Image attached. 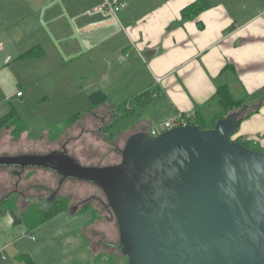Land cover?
I'll list each match as a JSON object with an SVG mask.
<instances>
[{"label": "crops", "instance_id": "crops-1", "mask_svg": "<svg viewBox=\"0 0 264 264\" xmlns=\"http://www.w3.org/2000/svg\"><path fill=\"white\" fill-rule=\"evenodd\" d=\"M106 1L123 7L99 10ZM196 1L0 0V119L13 107L24 126L17 140L12 129L0 132V157L65 150L84 158V140L94 143L96 121L97 127L109 123L121 104L147 91L152 93L148 121L131 124L129 135L149 133L180 114L210 122L220 110L215 92L221 85L250 107L235 138L264 150V0H207L209 6L196 17L183 19L182 10ZM35 47L41 49L19 57ZM96 92L106 98L92 107L89 96ZM67 94H86L87 115L75 123L69 119L72 125L58 139L36 147L21 110L37 104L48 111ZM111 94L119 100L110 101ZM41 118L35 114L33 124ZM83 123L86 130H80ZM61 143L66 149L60 150ZM79 209L42 224L34 230L37 238L15 213V219L9 211L0 214V264H95L100 250L93 229L100 226L74 220ZM81 228L78 238L74 232Z\"/></svg>", "mask_w": 264, "mask_h": 264}, {"label": "water", "instance_id": "water-1", "mask_svg": "<svg viewBox=\"0 0 264 264\" xmlns=\"http://www.w3.org/2000/svg\"><path fill=\"white\" fill-rule=\"evenodd\" d=\"M249 109L209 129L131 134L116 165L83 166L63 150L45 167L103 192L126 264H264V152L232 140ZM32 159L0 157V166Z\"/></svg>", "mask_w": 264, "mask_h": 264}, {"label": "rangeland", "instance_id": "rangeland-1", "mask_svg": "<svg viewBox=\"0 0 264 264\" xmlns=\"http://www.w3.org/2000/svg\"><path fill=\"white\" fill-rule=\"evenodd\" d=\"M82 88L85 90L84 93H86L87 91L90 92V89L87 88V86H83ZM22 91L25 92V97H26L28 92L25 91V89H23ZM70 92H72L71 89H69V93ZM109 100L115 102V101L119 100V96L111 94L109 96ZM30 102H31V99H30ZM150 103H148L149 105L146 104L147 106L144 105L145 106V107L143 106L144 109H142V110L140 109L141 111L139 110L138 113L135 114L134 116H131L129 118H125V119H122V120L116 122L115 127L111 130V132L113 134V137L117 139L116 144L120 148V150L123 148L127 138L130 136L129 134H127V131H125L127 129V127H129L133 123H136L137 121H141V122L148 121L145 116H146V114H149L148 110L151 108ZM87 109H88V103H87V99H86V94H77V95L67 94L66 100L61 99L59 105L53 106L52 109L50 108V110H48V111L40 109V107H37V104H33V105H28L24 109H22L21 114H22V117L26 121L29 120V122L27 124L29 126H27V127H28V130H30V133L33 135V137H31V139L35 140V146L38 148H41L44 146L45 142L54 141V140L58 139L60 137V135H62V133L65 131V129L69 128V126L72 125V123L69 122L70 118H72L73 116L78 114L80 119H82L83 115H85L87 113L86 112ZM35 114L42 117L41 119H39V121H40V122H38L39 124H36V125L33 124V123H35V120L33 119ZM1 115L2 114L0 111V116ZM113 120H111L109 123H107L105 125L100 124L98 127H97L98 121H96L95 126L93 128L94 131L92 132L94 143L90 144V142H88L85 139L84 140V146L86 148L83 149V152L81 153V155H83L84 158L77 156L78 157L77 159H79V161H81L83 163V164L80 163L81 165L104 167V166L116 165L120 162L121 156H120L119 152L114 151L115 147L110 144L111 141L110 142L109 141L104 142L102 140V138H100V136H103V137L108 136L109 132H106V131H108L107 126H108V124L113 122ZM73 123H75V122H73ZM151 123L152 122L150 121L149 124L152 125ZM153 125H155V124H153ZM87 127H88V125L83 123L80 130H86ZM156 128H158V127H156ZM77 129L79 130V127H77ZM145 129H147L149 131L152 128H151V126L147 125V126H145ZM25 130H26V127H25ZM1 131H6V130L4 128V129L0 130V132ZM11 136H12V134H11ZM41 137L44 138L43 141H40ZM75 154H77V153H75ZM87 183L83 182L81 184L80 183L74 184L75 189H79L78 186L80 184V186L82 187V190H83V195L78 192V195H77L78 197H76L77 200L80 201V200H82V198L88 197V195H95V196L99 197L100 201H104L105 198H104L103 192L101 190H99L97 188V186H95L94 184H91V183L87 184ZM64 187H68L67 188L68 190L73 189L75 191V189L70 185V183H67ZM80 196H81V198H80ZM100 201L99 202L96 201L92 205L97 209L96 213L99 214V218L97 219L96 224L99 225L100 227L98 229L96 228L97 230H94L95 227L93 229V231H95V233L99 234V237L96 236V238H98V239H96V241L98 242L97 246H99V250L101 253L110 254V256H113L114 259L112 261L114 262V264H126L127 259L121 256L120 251L117 248V246L112 248V246L116 245L119 241V234H118V229H117L115 217L112 213H110V211H108L105 208L106 202H100ZM97 202H98V204H97ZM71 203L73 204V202H71ZM81 205H83V202L80 203L79 207ZM73 208H75V207H73ZM72 209H69L68 213L70 212V210L72 211ZM3 214H5V213H3ZM66 215L70 216L69 214H66ZM72 218L74 220L75 219L82 220L84 218V221L86 223H90L94 219V211L92 210V207L91 208L88 207L84 211H81V209H79V211L75 215L74 214L72 215ZM52 223H54V222H52ZM40 227H38V228H40ZM38 228H35L31 231H28V233L35 235L37 238V234L35 233L34 230H36ZM46 231H47V229H42V232H46ZM74 233L78 236V238H80V236L83 235V233H84V229L81 228L79 232L76 233V231H75ZM47 235H48V232L43 234L44 238L49 239ZM54 239L57 242V238H54ZM101 239L104 242L102 244L99 241ZM104 244H106V245L110 244L111 246L109 247V246H106ZM52 248L57 249L58 246L52 247ZM113 262H112V264H113ZM102 264H107V262L103 261Z\"/></svg>", "mask_w": 264, "mask_h": 264}, {"label": "trees", "instance_id": "trees-1", "mask_svg": "<svg viewBox=\"0 0 264 264\" xmlns=\"http://www.w3.org/2000/svg\"><path fill=\"white\" fill-rule=\"evenodd\" d=\"M208 6H209V3L207 0H197L196 2H194L193 4H190L189 6L185 7L182 10L181 17L183 19L196 17L199 14V12H201L203 9L207 8ZM36 49L40 50L41 47H35V49H32L29 52H26L25 54H23L19 57L20 58H28V57L33 55L32 52ZM151 96H152V93L150 91H147L143 94L135 96L131 100L124 102L123 104H121L119 106V108L117 109V114H116V116H114L113 122H111V124H108V126H107L108 131H106V132H109L108 136H105L107 141L110 142L114 139L111 130L115 127L116 122L136 114L144 105H146L147 103L150 102ZM105 98L106 97L104 96L103 93L96 92V93H93L89 96V101H90L92 107H97L103 103ZM215 98H216L217 105H218L220 110H219V113L215 116V118L212 121L208 122V121L204 120L203 118H201L195 114L193 119L187 120V124L188 125H196L201 130L202 129H209V128L213 127L214 123L217 120L223 118L228 113L239 110L244 105V100H238L232 96L227 85H221L217 88V90L215 92ZM250 114H251L250 111L244 112L243 115L239 118V123L244 118L248 117ZM78 116H79L78 114L73 116L72 118H70V121L75 122L76 119L78 118ZM7 126L10 129H12L11 134L13 136H17V137L20 136V134L24 130L23 123L21 122L16 110L13 107H11L10 111L4 117H2L0 119V130L4 129ZM232 140L234 142H241L246 148L257 151L256 149H254L252 147L250 140H244L240 137L235 138V134L232 137ZM260 152H264V150H262ZM80 207H81V211L86 210L88 207H90V208L92 207V210L94 211V219L91 221V223H94L95 221H97V219L99 218V215L96 213L97 209L94 206H92L88 203H84ZM69 209H70V204L68 201L59 200V202H52V204L46 209H42V210L31 209V210L27 211V213L25 215H23V217L21 219L18 217V220L26 226L27 231H31L35 228L40 227L42 224L46 223L47 221H49V220H51V219H53V218H55V217H57L63 213L64 214L68 213ZM7 211L13 212V209L8 208L3 212H7ZM108 211H110V210H108ZM110 213H111V211H110ZM100 243L102 244L103 242L100 241ZM94 244H96V243H94ZM104 245H106V244H104ZM106 246L110 247L111 245L107 244ZM98 248H99V246H98ZM119 251H120V249H119ZM120 254H121V252H120ZM121 256H122V254H121ZM111 257L112 256H110V254H105V253L100 252V254H97L93 257V262L95 264H102L103 263L102 261L104 259H106L105 261L107 262V264H112L113 259ZM122 257H124V256H122ZM113 264H114V262H113Z\"/></svg>", "mask_w": 264, "mask_h": 264}, {"label": "flooded vegetation", "instance_id": "flooded-vegetation-1", "mask_svg": "<svg viewBox=\"0 0 264 264\" xmlns=\"http://www.w3.org/2000/svg\"><path fill=\"white\" fill-rule=\"evenodd\" d=\"M6 129L10 130L8 126ZM18 137L12 135L13 139H17ZM100 138H102L104 142H108L106 137L100 136ZM116 140L117 139L114 138L110 144L115 147L114 151L119 152L120 154V148L117 146ZM40 141H43L42 138H40ZM64 148L66 149L65 143H61L60 150H63ZM51 152L34 151L30 153H21L19 156L28 155L32 156L33 159L23 160L13 166H0L1 214L5 213L3 211L6 209L12 208L13 212H16L15 214L21 219L23 215L27 213V211L31 209H46L52 204V202H59V200L68 201L70 204V209L73 207L77 208L81 202H83V204L85 202L93 205L94 202L100 201L99 197L95 195H88V197L82 198L80 201L77 200L76 197H78V192L83 195V190L80 184L84 181H77L74 179L61 180L60 175L53 172L48 167H45V165L49 164V159L45 157ZM67 153L70 155L69 152ZM70 156L74 157L73 155ZM29 164H37L40 166L34 167L29 166ZM67 183H70L74 189V184L80 183L78 186L79 189H75V191L73 189L68 190V187H64ZM87 184H89V182ZM71 202L74 203L72 204ZM100 202H107V200L105 198L104 201ZM105 208L111 211L107 203L105 204Z\"/></svg>", "mask_w": 264, "mask_h": 264}, {"label": "built area", "instance_id": "built-area-1", "mask_svg": "<svg viewBox=\"0 0 264 264\" xmlns=\"http://www.w3.org/2000/svg\"><path fill=\"white\" fill-rule=\"evenodd\" d=\"M123 7V5H119L116 3H110V2H105L103 6L99 7V10H109L112 12H118L121 8ZM261 22L264 25V14L261 18ZM22 95L21 92L17 93V96L20 97ZM195 116V113H190L188 115H178L176 118L169 120L168 122L164 123L162 126H160V128H155L152 129L150 131V134L152 136H157L160 132L164 131V130H168L171 129L173 127H179V126H185L187 125V120L189 119H193ZM253 143H255L256 141L252 140Z\"/></svg>", "mask_w": 264, "mask_h": 264}, {"label": "bare ground", "instance_id": "bare-ground-1", "mask_svg": "<svg viewBox=\"0 0 264 264\" xmlns=\"http://www.w3.org/2000/svg\"><path fill=\"white\" fill-rule=\"evenodd\" d=\"M163 125V124H162ZM162 125H160V126H162ZM188 125V124H187ZM160 126H158V128H160ZM184 126V125H183ZM186 126V125H185ZM179 127H181V126H179ZM174 128V127H173ZM153 129H155V128H153ZM169 130V129H168ZM164 131H166V130H164ZM164 131H162V132H164ZM162 132H160L159 134H161ZM149 134H150V132H149ZM158 134V135H159ZM151 135V134H150ZM152 136V135H151ZM106 198V197H105ZM107 200V199H106ZM14 214V213H13Z\"/></svg>", "mask_w": 264, "mask_h": 264}]
</instances>
